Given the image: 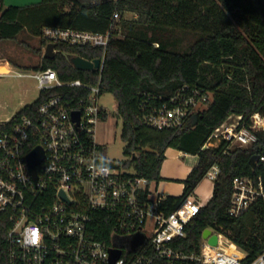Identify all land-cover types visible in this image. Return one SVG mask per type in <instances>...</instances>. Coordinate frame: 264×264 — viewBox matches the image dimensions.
Returning a JSON list of instances; mask_svg holds the SVG:
<instances>
[{
	"label": "trees",
	"instance_id": "1",
	"mask_svg": "<svg viewBox=\"0 0 264 264\" xmlns=\"http://www.w3.org/2000/svg\"><path fill=\"white\" fill-rule=\"evenodd\" d=\"M3 2L0 0V42L16 41L23 33L40 39L38 48L25 45L40 55V65L11 61L12 66L31 71L52 69L65 82L96 84L99 72L78 70L70 60L100 59L103 51L57 43L55 57L43 58V49L49 44L42 37L43 29L110 31L101 92L114 96L123 120L121 138L126 143L124 154L130 158L124 168L133 166L139 176L159 183L169 148L195 157L197 163L184 181L183 194L167 196L163 203L171 212L196 189L210 167L219 166L213 195L192 220L180 247L195 249L206 229L223 228L235 246L247 253V262L263 253L261 206L254 205L236 219L229 217L227 211L233 180L259 173L258 167L252 168L250 159L264 155V132L258 133L257 143L229 156L222 155L221 149L203 147L231 116L242 117L241 123L247 126L255 113L264 116V0H41L24 7H5ZM115 13L120 16L117 22L112 19ZM185 34L195 39L182 49ZM211 74L214 76L209 80ZM184 85L214 93L213 101L199 113L196 127L160 131L142 123L143 107L165 100ZM55 93H41L11 123L32 116L40 103ZM4 128L0 125V131ZM113 219L109 213H95L92 228L98 240H109ZM6 228L7 223L1 218L0 242ZM0 264H7L4 248L0 249Z\"/></svg>",
	"mask_w": 264,
	"mask_h": 264
},
{
	"label": "built area",
	"instance_id": "2",
	"mask_svg": "<svg viewBox=\"0 0 264 264\" xmlns=\"http://www.w3.org/2000/svg\"><path fill=\"white\" fill-rule=\"evenodd\" d=\"M112 19L119 21V14ZM42 37L49 44L101 49L103 55L94 70L99 72L96 84L65 82L52 69L0 73L34 79L40 94L57 92L32 116L0 124L5 127L0 131V219L7 223L0 249L5 250L7 264H264V251L247 262V253L230 250L236 246L223 228L209 229L208 238L202 234L195 249L181 248L189 225L204 206L195 190L168 212L157 182L106 162L96 133L109 114L100 99L111 32L45 27ZM213 98L209 90L184 85L165 100L143 107L141 121L160 131L183 130ZM241 121L239 117L236 123H224L203 148L221 149L229 156L257 143L258 133L264 132V116L255 113L250 126ZM39 147L43 159L35 177L28 157ZM257 167V175L233 180L229 217L239 218L254 205L261 206L264 217V155L258 156ZM219 173V166L213 165L205 178L214 182ZM98 212L114 218L107 242L98 240L92 228ZM214 235L216 246L210 243ZM115 252L120 256L114 258Z\"/></svg>",
	"mask_w": 264,
	"mask_h": 264
},
{
	"label": "rangeland",
	"instance_id": "3",
	"mask_svg": "<svg viewBox=\"0 0 264 264\" xmlns=\"http://www.w3.org/2000/svg\"><path fill=\"white\" fill-rule=\"evenodd\" d=\"M40 1L41 0H4L3 4L5 7L24 6L36 4ZM182 37L183 43L180 46L182 49L194 42L195 39L194 36L189 34H185ZM26 44L31 48H38L40 39L28 33H23L16 41L0 42V66L4 65L8 67L7 72L12 70L13 72H22L26 74L33 73L31 70L16 68L11 64V61H17L26 66L40 65V55L34 54L30 50L31 48L25 46ZM44 53L45 48L43 49V56ZM213 76L214 74L209 75V80H211ZM39 96L40 93L34 79L27 77L17 78L9 75L0 76V124L14 117L25 106L37 101ZM100 104L103 108L107 109L109 114L107 119L100 122L97 126V141L102 148L103 156L107 163L119 164L121 167H124L125 164L130 161V158L126 157L124 154L126 143L121 138L123 120L118 114L117 101L112 94L104 93L101 96ZM236 120H238V118L234 115L230 117L226 123H234ZM166 161L167 168L165 177L159 182V185L167 182L172 184L173 187L170 192L161 190L162 187H159V192L179 197L183 194V188L181 189V186L184 185V181L197 163V159L190 155H176L175 153L168 152ZM125 169H128L131 173L135 172L133 166ZM212 189L213 182L207 178H204L196 187L198 198L202 204L208 203L207 200L210 198ZM230 250L239 251L236 247H231Z\"/></svg>",
	"mask_w": 264,
	"mask_h": 264
},
{
	"label": "water",
	"instance_id": "4",
	"mask_svg": "<svg viewBox=\"0 0 264 264\" xmlns=\"http://www.w3.org/2000/svg\"><path fill=\"white\" fill-rule=\"evenodd\" d=\"M55 55H56L55 44H52V43L48 44L45 49L43 58L53 59ZM70 61L72 65L78 70L94 71L95 69H98L100 67V59H95L91 62L81 57H73L71 58ZM198 122H199V115L194 114L192 117H190V119L188 120V122L186 123L182 131H186V130L196 127ZM42 159H43V152L40 147L36 148L28 157V163H29L30 170L34 174L35 177H36V167L42 161ZM257 161H258V156H253L250 159V164L252 168H256ZM210 235H211V231L209 229L205 230L203 233L204 238H208ZM210 243L216 246L218 244L217 236L215 235L212 236L210 239ZM120 254H121L120 252H115L113 256L114 258H117L120 256Z\"/></svg>",
	"mask_w": 264,
	"mask_h": 264
},
{
	"label": "crops",
	"instance_id": "5",
	"mask_svg": "<svg viewBox=\"0 0 264 264\" xmlns=\"http://www.w3.org/2000/svg\"><path fill=\"white\" fill-rule=\"evenodd\" d=\"M41 2V1H40ZM40 2H38V3H40ZM38 3H36V4H38ZM24 6H28V5H24ZM24 6H15V7H24ZM46 49V48H45ZM8 65V64H7ZM232 117V116H231ZM235 117H237V118H239V116H235ZM238 120H236V121H234V123H236ZM168 152H172L173 154L175 153L176 155H178V154H180V155H183L184 153L183 152H180V151H178V150H175V149H172V148H169L167 151H166V153H165V156H166V159H167V153ZM185 155V154H184ZM176 157V156H175ZM166 159H165V161H164V163L162 164V167H161V171H160V176H161V178L163 179V177H165V171H166V168H167V161H166ZM191 172V171H190ZM190 172H189V174H190ZM211 181V180H210ZM211 182H213V181H211ZM159 187H162V189L161 190H164V191H171V189H172V187H173V185L172 184H170V183H167V182H164V183H161L160 185H159V183H158V185H157V188H158V191H159ZM183 188V190L182 191H184V185L183 186H181V189ZM213 189H214V182H213ZM213 189H212V192H211V195H210V198L207 200V202H209V200L211 199V197H212V195H213ZM181 191V192H182ZM180 192V193H181ZM163 194V193H162ZM163 195H165L166 197L167 196H170V194H163ZM195 197L199 200V198H198V194H197V192H196V189H195ZM200 201V200H199ZM207 203H205V204H203V205H206Z\"/></svg>",
	"mask_w": 264,
	"mask_h": 264
},
{
	"label": "bare ground",
	"instance_id": "6",
	"mask_svg": "<svg viewBox=\"0 0 264 264\" xmlns=\"http://www.w3.org/2000/svg\"><path fill=\"white\" fill-rule=\"evenodd\" d=\"M7 71H8V67H6L4 65L0 66V73H5ZM226 125H228V124L226 123Z\"/></svg>",
	"mask_w": 264,
	"mask_h": 264
}]
</instances>
